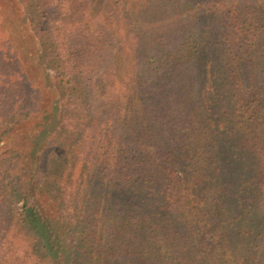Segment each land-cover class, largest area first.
I'll use <instances>...</instances> for the list:
<instances>
[{"label": "trees", "instance_id": "1", "mask_svg": "<svg viewBox=\"0 0 264 264\" xmlns=\"http://www.w3.org/2000/svg\"><path fill=\"white\" fill-rule=\"evenodd\" d=\"M186 6L0 0V264H264V0Z\"/></svg>", "mask_w": 264, "mask_h": 264}, {"label": "rangeland", "instance_id": "2", "mask_svg": "<svg viewBox=\"0 0 264 264\" xmlns=\"http://www.w3.org/2000/svg\"><path fill=\"white\" fill-rule=\"evenodd\" d=\"M148 1L150 2V5H151V8L149 9V11L153 12V14L149 15L148 17H151V19H152L154 16L161 13L164 16L163 19L165 20L169 17H172V16H169V14L172 13V10H174V8L176 6L179 5V8L181 10L185 11V9L187 7L186 6L187 3L191 2V1L197 2L198 9L200 8L199 12L202 13V7H203V9H205V7L202 5H204L208 0H148ZM148 8H149V6H148ZM26 12H27V15H31V16H33L35 14L34 12H32V10L26 11ZM217 20H219V19H217ZM217 20H214V23L212 24V28L215 27L217 29V27H216V25H217L216 23L218 22ZM194 21L196 22V19H194ZM167 23H169V22H167V21L161 22V25H164V24L168 25ZM193 28L196 29L195 31L197 33L200 32V30L198 28V24H197V27L194 26ZM5 37H6V34H4V32H0V56H1V60H0V93L4 92V91H10L15 95L20 96V98L23 100L26 97V95H25L26 91L23 89L22 86H19V84L6 86V85H3V83H2L3 81H5L7 79L6 77H9V75H13V70L17 69V64H14L12 61H9V59L6 56H4V58L2 60V54L6 55V52H7L6 51V44L4 45V41L6 42ZM1 64H2V68H1ZM13 78L14 77L12 76V79ZM97 82H98V80H95L94 82H92V84H94V92L97 93L96 98L100 99V97H98V92H100V90H98L99 85L97 84ZM39 94H41V93H39ZM65 98L66 97H64V99ZM101 100L103 101L102 96H101ZM105 108H106V102H103V107H101V108L97 107V109L101 110L100 114L103 117L106 113ZM69 109L71 110L70 113L73 112L71 115H72L73 120L76 123L83 121L82 119H80L82 112H76L75 111L76 108L75 109L69 108ZM81 117H83V116H81ZM84 136H85V134H84ZM84 136L81 137L82 141L84 140ZM16 207H17V204H16ZM20 242H22L21 239H15L14 240L15 244H18Z\"/></svg>", "mask_w": 264, "mask_h": 264}]
</instances>
